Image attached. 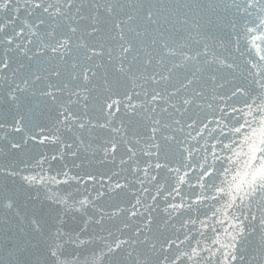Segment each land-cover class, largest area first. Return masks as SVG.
<instances>
[{"label":"water","instance_id":"obj_1","mask_svg":"<svg viewBox=\"0 0 264 264\" xmlns=\"http://www.w3.org/2000/svg\"><path fill=\"white\" fill-rule=\"evenodd\" d=\"M135 1L122 0V3L134 2L136 5ZM79 6L77 0L76 7ZM85 7H91L89 0H83V8ZM235 12L236 9L232 8L223 14L224 26L221 30L224 35L225 31L228 32L226 36H219L214 32L212 38L207 39L204 45L186 48L190 51L186 55H195L207 45L209 60L214 55L235 57V63L240 67L234 75L223 73L224 79L218 81L224 83L223 88L214 90L211 84L207 83L209 66L205 64L203 57H198L192 65L195 71L185 74L175 69L171 79L161 83V90L167 85L169 91H174L173 86L179 87L185 75L191 77L195 72V78L204 86L207 99H197L203 108L196 110L199 115L195 117L197 124L194 128H185L183 133H177L181 140L185 139L188 132L192 133L183 144V148L189 149L192 154L189 155L188 151L180 153L172 148L166 157L161 155L160 162L166 167L158 170L148 169L150 175L156 176L155 181L150 177L146 178L142 169L156 162V154L144 153L139 159L142 167L136 157L131 165L121 164V159L124 160L120 154L122 150L136 145L134 133L126 137L124 147L117 150L113 161L111 156L104 160L102 147L106 141L103 134L90 133L87 130L75 131L67 134L70 138L64 140L60 150V153L63 152L62 157L59 153L57 159L48 158L42 166L38 165V161L44 157L57 155L53 146L42 144L45 149L43 153L35 151L32 143L30 148L24 146L28 142L40 141L38 135L42 133L41 126L58 100L53 103L44 96L42 101L49 110L38 117L27 108L38 88H29L23 93H17L19 98L9 103V85L14 79L18 81L20 74L14 76L12 67L11 70L4 69L0 72V115H3L7 108L11 110L10 123L13 116L23 117L24 123L20 133L5 132L0 128V261H3V264H52L49 253L54 250L50 247L54 243L59 245L56 264H133L126 252L117 250L110 253L108 249L114 243L134 238L135 231L143 226L145 221L141 216L130 217L126 211L137 196L141 198L142 203L152 205V209L145 213L152 217L151 231L145 229L141 236L147 235L158 248L161 242L175 241L168 254L172 258L179 257L176 264H219L222 258L220 245L231 232V216L233 213L240 215L235 205L231 208L226 205L230 204L233 198L236 199V204H240L239 197L248 191V181L252 173H258L260 168L264 167V144L260 142L258 123V105L260 97L264 96V89L248 76L246 66V62L250 60L259 62L258 49L264 45L256 40V47L252 49L251 54L248 53L246 45L250 46L251 37L243 35L242 25L247 23V20H241L238 30L241 32V47L245 55L241 57L235 51L238 37L231 26V21L237 19ZM32 19L33 17L21 13L16 22L17 30L21 21L30 24ZM113 43L109 42L106 47L118 51V47L111 46ZM0 55L11 57L12 63L16 59V56H9L10 52L6 53L3 48H0ZM21 60L23 63L15 62L12 66H18L25 71L35 70V65L30 68L26 59L21 57ZM42 60L43 67L50 68L59 63L63 73L61 79L67 80V65L56 62V59L51 58V54H47ZM156 60H159V56ZM102 62L109 72L112 68L107 64V56ZM21 64L24 66L21 67ZM153 66L156 70L167 73V68H171L172 63L168 57L162 64L155 62ZM233 84L243 85L249 91L233 96ZM123 86V82H120L112 91L116 92ZM153 87L156 86L151 81L146 82L139 103L144 99V92L150 97ZM185 94H190V89L177 93L174 102L178 103L180 97ZM245 100L248 104H245ZM252 100H256L257 104L253 105ZM171 111L173 110L170 108L169 112ZM24 112L27 113L22 116ZM161 117L157 116L158 119ZM103 120L104 116L102 122ZM201 120L203 124L199 123ZM147 122L152 123L149 120ZM170 122L169 117L167 121L162 120L161 124ZM162 131L171 134L166 127L162 128ZM14 135L17 136L16 139H12ZM25 140L27 143H24ZM11 143H19L21 146L12 149ZM45 143H48V140ZM69 144L72 145L71 148L66 146ZM137 167L140 170H136ZM203 167H209L213 176L200 180L199 175ZM9 171L14 174L9 176ZM65 171L70 178L62 175ZM33 176L38 182L29 183L24 179ZM178 177H183L185 183L179 184ZM213 177H216L215 180ZM108 181H116L126 187L116 189L108 195L105 192ZM141 181L144 182L143 188L148 189L147 192L143 191ZM177 187L180 189L179 193L173 191ZM152 196H156L155 201L151 199ZM10 202L14 206L8 209L5 205ZM171 205L177 207L173 208ZM244 205H250L251 211L259 218L264 212V199L261 198L259 189L253 196L244 198ZM121 209L124 211H120ZM244 211L247 212V207ZM37 226L38 231L34 230ZM57 231L61 234L59 239H56ZM258 245L259 233L243 253L242 264H264V254L258 251ZM123 248H128V245H123ZM135 248L133 256H139L141 264H158L150 245L136 244Z\"/></svg>","mask_w":264,"mask_h":264},{"label":"snow or ice","instance_id":"obj_2","mask_svg":"<svg viewBox=\"0 0 264 264\" xmlns=\"http://www.w3.org/2000/svg\"><path fill=\"white\" fill-rule=\"evenodd\" d=\"M89 2L91 7L85 13L83 0H79V7H76L77 0H0V48H3L6 53L10 52L22 56L29 62L30 68L32 62L35 61V70L20 75L18 81L14 79L10 83L8 102H15L19 98L17 93H23L29 88H38L41 95L48 97L53 103L58 100L59 94L67 91L68 99L63 102L58 111V125L68 132H73V129L81 132L91 131L96 127L105 128L111 125L113 120L117 118V113L121 111V105L125 109V115L130 118L144 115L147 120L152 122L149 126L151 132L149 139L152 141L151 147L156 150L157 159L154 164H148L147 168L142 169V171H144L146 178L150 177L152 181H155L156 176L150 175L148 169L158 170L166 167L160 162L161 155L166 157L172 148L180 153L188 151L189 155L192 154L189 149L183 148L187 136H191L192 133L188 132L184 140H181L177 133H183L185 128H194L197 124L195 117L199 115L196 110L203 108L197 99H207L204 86L195 78V72L192 73L191 77L185 75L184 79L180 81L179 87L173 86L174 91H169L167 85H164L163 90H161V83L168 81L175 69L185 67L189 62L195 61L198 57H203L205 64L209 66L207 83H210L215 90L225 86L224 83H218L224 79L223 73L227 72L228 75H234L240 65L235 63V57L231 55L225 57L214 55L209 60L208 47L205 45L204 49L197 51L195 55H185L180 63L174 62L171 68H167V73L158 71L153 66L154 52L158 50L159 54V60L155 62L162 64L166 58L176 56L178 48L168 39H165L163 34L156 36L149 33L148 26L159 24V19L153 10L148 8L144 10L143 15H139V10L127 11L122 0H89ZM231 6L235 7L234 15L237 17L231 21L234 34L238 37L235 51L243 57L245 52L241 47V32L238 30L241 20H247V23L242 25L243 35L251 37L250 46L246 45L248 53L251 54L252 49L256 47V40L264 45V0H231ZM74 7L75 12H73ZM21 13L27 17H33V19L30 24L21 21L19 30H17L16 22ZM250 17H255V19H248ZM81 21L86 23L81 24ZM249 25H254V27H249ZM109 42H115L118 45V51L106 47ZM29 45L33 47H29ZM258 52L260 53L259 62L254 60L246 62L247 73L248 76L252 77L255 84L264 89V63H260L264 62V47L259 48ZM47 54H51L52 59L68 66L67 80L60 79L63 73L59 63L50 68L42 67V58ZM105 56H107V64L111 65L116 84L118 85L121 79H131L133 80V89H125L123 93L112 91L114 85L109 80L107 72L100 75L97 71V69L105 68V64L102 62ZM23 66L21 64V67ZM11 67L12 58L7 55H0V72H3L4 69L11 70ZM254 69H258V71H254ZM137 73L140 75L137 76ZM218 73L221 75L218 76ZM18 74L19 70L13 72L14 76ZM137 79H143L145 82L151 81L156 86L152 88L150 97L147 92H144V99L139 104L132 102L134 97L139 99L141 96L140 92L134 91ZM38 82H42L43 86L40 87ZM70 85L72 86L70 87ZM140 87L143 89L144 85L141 84ZM189 89L190 94L180 97L178 103L174 102L177 93ZM98 90L108 93L99 105L100 112L104 116L103 123L99 121L93 123L92 120L86 119L89 115V105L93 99H96V97H90V94ZM247 91L249 90L243 85L233 84V96ZM114 96L121 98H114ZM249 99H251L250 93ZM245 104H248L247 100H245ZM252 104L256 105L257 101L252 100ZM73 105L77 106V110H73ZM258 107L260 109L259 137L260 142L264 144V96L260 97ZM170 108L173 111L169 112ZM163 114H168L171 118L170 123L161 124V119H158L157 116H163ZM189 121L192 122L189 123ZM199 123L203 124V121L201 120ZM121 124L124 125L123 120ZM4 126V123L0 121V128ZM10 127L12 132H22L24 128L23 117L13 116ZM165 127L170 130L171 134H165L162 131V128ZM124 130L127 131L126 126ZM30 138L35 139V137ZM47 140L49 137L44 136L39 142L44 143ZM24 143H27V140ZM20 146L19 143H11L12 149H17ZM66 146L72 147L71 144ZM117 150L118 146L115 142H106L102 147L104 160L111 156L114 161ZM128 152L131 153L128 157L131 160L135 156V152L131 147L128 148ZM62 156L63 152L60 153V157ZM57 158L56 155H53L51 160ZM47 160L48 157H44L43 160L38 161V165L42 166ZM124 163L127 161L121 159V164ZM136 170L140 169L137 167ZM177 171L179 170L177 169ZM13 174V171L8 172L9 176ZM62 175L70 178L66 171ZM208 176H213L211 169L203 167L199 179L203 180ZM215 178L213 177V180ZM24 179L29 183L38 182L34 176L24 177ZM52 179L55 180L54 177ZM178 181L179 184L185 183L183 177H178ZM143 183L141 181L142 188ZM204 186L207 187V184ZM125 187L126 185L116 182L110 186L109 191ZM258 189L261 198L264 199V167H261L258 173H252L251 179L248 181V191L239 197L240 204H236V199L233 198L231 203L226 205L229 208L235 205L240 215L233 213L231 216V232L226 241L220 245L219 250L222 258L219 264H242L243 253L257 233H259L258 251L264 254V212L258 218L251 211L250 205H244V198L253 196ZM143 191L147 192L148 189L143 188ZM173 191L179 193L180 189L177 187ZM151 199L155 201L156 196H152ZM5 206L11 209L14 205L10 202ZM171 207L177 206L171 205ZM245 207H247V212L244 211ZM150 209H152V205L142 203L141 198L137 196L135 202L126 211L130 217L141 216L145 221L143 226L135 231L134 238L130 237L128 240L114 243L109 246L108 251L115 253L117 250H122L127 253L133 264H141L140 257L133 256V252L136 251L135 245H150L152 253L156 254L158 264H169V262L176 264V259L179 257L172 258L168 254L175 241L161 242L158 248L157 244L152 242L147 235L141 236L145 229L151 231L152 217L150 214L145 215ZM120 211H124V209ZM34 230L38 231V226ZM59 238H61V234L57 231L56 239ZM125 244L128 245L126 249L123 248ZM50 247L54 249L49 253L52 264H56L59 245L54 243ZM0 264H3V261H0Z\"/></svg>","mask_w":264,"mask_h":264},{"label":"bare ground","instance_id":"obj_3","mask_svg":"<svg viewBox=\"0 0 264 264\" xmlns=\"http://www.w3.org/2000/svg\"><path fill=\"white\" fill-rule=\"evenodd\" d=\"M135 3H136V5L134 4V2L125 3L126 10L130 11V12L135 11V10H139V15H143L144 10H146L148 8H151L155 14H157L159 12V5L154 0H136ZM170 22H171V16L170 17L164 16V17L159 19V24L148 26V31L152 35H157V33L159 31L165 29L170 24ZM84 23H86V22L83 21V24ZM77 36H79V33H77ZM170 38H171L170 35L165 37V39H168L169 41H170ZM111 46L112 47H118V45H116L115 42L113 44H111ZM154 55H155V60L153 61V65L155 64V61H156L157 57L159 56L158 50L156 52H154ZM105 69H106V67L98 69L97 71L100 75H103L105 72H107V75H108L109 80H110L113 74L111 71H109V72L107 70L105 71ZM139 75L140 74L137 73V76H139ZM97 83H99V81H97ZM141 84H143L145 87L146 82L143 79H137L134 91L141 93L142 90L144 89V88L142 89L140 87ZM125 89H133V80H131V79L125 80L124 86L117 89L116 92L123 93ZM107 94L108 93L104 92L103 90L93 91L90 94V97H96V99L92 100V103L90 104L91 109L88 110L89 115L86 119H90L93 121V123H95L94 121H95L96 115L101 113L99 105L102 102L103 97ZM114 98H121V97H115L114 96ZM58 101L60 102L61 98H59ZM138 101H139V99L134 97L132 102L138 103ZM55 106L58 107V103H56ZM72 107H73V110H77L76 105H73ZM48 110L49 109L44 105L43 101L41 100L32 106L30 112L31 113L33 112L38 117H41L42 115L46 114L48 112ZM53 114L54 113L52 111L50 115H53ZM122 120L124 121V125L121 124ZM51 121L53 122L52 126L55 127L58 130L60 136H62L64 138L69 139L70 137L67 136L66 134H72L75 131H79L77 129H73V132H68L63 127H60L58 125V115L54 116L51 119ZM135 121H136V117L130 118L129 116L125 115V109H124L123 105H121V111L117 113V118L113 120V122L117 128V133L115 134V139L113 140V142H115L117 144L118 149H121L124 147L125 140H126V133L134 125ZM46 122H48V121L46 120ZM125 126L127 127V131L124 130ZM97 131H98V127L93 128V129H91V131H88V132L96 133ZM83 135H84V133H83Z\"/></svg>","mask_w":264,"mask_h":264}]
</instances>
